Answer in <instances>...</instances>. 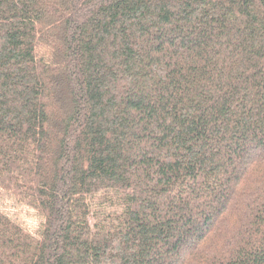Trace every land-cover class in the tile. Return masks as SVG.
Segmentation results:
<instances>
[{"label": "trees", "instance_id": "16d2710c", "mask_svg": "<svg viewBox=\"0 0 264 264\" xmlns=\"http://www.w3.org/2000/svg\"><path fill=\"white\" fill-rule=\"evenodd\" d=\"M0 264H264V0H0Z\"/></svg>", "mask_w": 264, "mask_h": 264}, {"label": "rangeland", "instance_id": "374dc122", "mask_svg": "<svg viewBox=\"0 0 264 264\" xmlns=\"http://www.w3.org/2000/svg\"><path fill=\"white\" fill-rule=\"evenodd\" d=\"M0 209L32 233L36 234L41 229L43 222L41 216L1 191Z\"/></svg>", "mask_w": 264, "mask_h": 264}]
</instances>
